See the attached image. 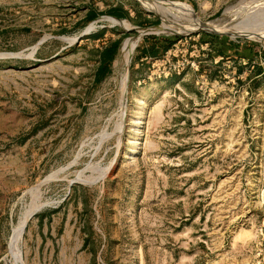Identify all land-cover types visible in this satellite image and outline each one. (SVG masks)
I'll list each match as a JSON object with an SVG mask.
<instances>
[{
    "label": "rangeland",
    "instance_id": "1",
    "mask_svg": "<svg viewBox=\"0 0 264 264\" xmlns=\"http://www.w3.org/2000/svg\"><path fill=\"white\" fill-rule=\"evenodd\" d=\"M154 2L233 26L149 31L163 18L138 0H0V264H264V24L235 32L264 0ZM160 36L175 40L151 58Z\"/></svg>",
    "mask_w": 264,
    "mask_h": 264
},
{
    "label": "bare ground",
    "instance_id": "2",
    "mask_svg": "<svg viewBox=\"0 0 264 264\" xmlns=\"http://www.w3.org/2000/svg\"><path fill=\"white\" fill-rule=\"evenodd\" d=\"M140 1L143 6H145L148 10H151L157 14H159L162 18H163V23L154 27V28H150L149 31H155V32H176L178 31V26L179 25H184L185 29H193L194 28H198V29H207L210 31H215V30H228L233 26L230 25L228 22V20H230V17H227L223 20V23H213V25H209V24H191V21L189 19L186 18V16L182 13H180L179 11H171L169 10L166 6H159L157 4H155L154 0H138ZM262 10V9H261ZM251 16H255V18H258V20L260 21L259 23H257L256 25H252V26H248L245 29L242 30H235V32L239 33V32H255L252 31L251 28H259L260 24L262 25V23L264 24V11L260 12L259 11H253L252 13H250ZM246 16V15H245ZM248 16V15H247ZM242 16H240V18H242ZM244 18V17H243ZM254 18V17H253ZM238 19V18H236ZM174 20V21H172ZM226 20V21H225ZM222 21V20H221ZM194 23V22H193ZM178 28V29H177ZM187 29V30H188ZM194 30V29H193ZM257 32H263V30L260 29H256ZM230 33V32H229ZM256 34V33H255ZM258 34V33H257ZM261 34V33H260ZM235 35V34H234ZM135 45V38H129L128 40H126L122 47H121V60L119 62V67L120 69L122 67H124L126 70L129 66V60L131 58V52L132 49ZM127 79V73H126V77L125 80ZM124 80V81H125ZM124 91V90H123Z\"/></svg>",
    "mask_w": 264,
    "mask_h": 264
},
{
    "label": "trees",
    "instance_id": "3",
    "mask_svg": "<svg viewBox=\"0 0 264 264\" xmlns=\"http://www.w3.org/2000/svg\"><path fill=\"white\" fill-rule=\"evenodd\" d=\"M107 14L117 19L129 18L128 11L123 9V7L121 6L110 7ZM98 15L99 14L95 11V9L89 8L86 11L85 17L89 20H93ZM145 23L149 24V22H145ZM152 23L157 24L158 20H154ZM103 31H104L103 29L98 30L95 34H92L91 36H85L84 38L91 37L94 39H98L103 35ZM174 40L175 39H171L168 36H160L159 38H154V42L151 45V50H152L151 58L162 55L172 45V42ZM118 43H119L118 41L114 40L113 42H111L109 46H105L101 48V50H95L96 55L98 57V65H97L95 73H99L101 70L106 68V61L108 59H112L114 52L116 51V48L118 46ZM151 52L147 50V53H151Z\"/></svg>",
    "mask_w": 264,
    "mask_h": 264
},
{
    "label": "water",
    "instance_id": "4",
    "mask_svg": "<svg viewBox=\"0 0 264 264\" xmlns=\"http://www.w3.org/2000/svg\"><path fill=\"white\" fill-rule=\"evenodd\" d=\"M110 17H112V16H110ZM115 18V17H114ZM115 19H117V18H115ZM117 20H119V19H117ZM158 26V25H157ZM154 27H156V26H152V27H150V28H154ZM130 30V29H129ZM143 33H147V30L146 31H143ZM151 33H153V32H151ZM155 33V32H154ZM85 34H87V32H83V33H81V34H79L78 36H76L75 37V39H74V41H78V40H80L81 39V37L83 36V35H85ZM46 36H43L41 39H39L37 42H36V48H35V50H34V53H35V51L37 50V48L39 47V45H41L45 40H46ZM31 216H33V214L31 215Z\"/></svg>",
    "mask_w": 264,
    "mask_h": 264
}]
</instances>
